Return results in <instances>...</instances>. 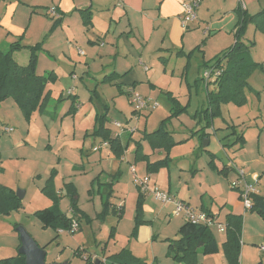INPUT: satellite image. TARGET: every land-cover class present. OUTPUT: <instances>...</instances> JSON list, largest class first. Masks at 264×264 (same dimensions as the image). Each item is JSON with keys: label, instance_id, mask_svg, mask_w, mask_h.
Instances as JSON below:
<instances>
[{"label": "rangeland", "instance_id": "1", "mask_svg": "<svg viewBox=\"0 0 264 264\" xmlns=\"http://www.w3.org/2000/svg\"><path fill=\"white\" fill-rule=\"evenodd\" d=\"M41 1L33 0L38 5L44 4ZM234 1L211 0L213 9L210 13L204 12L202 16L197 9V19L185 32L184 54L177 55L175 51H171L166 55L167 61L164 64H148L151 72H155L154 80L158 85L155 89L146 88L145 97L156 102L157 107L140 113L138 119L132 117L133 109L126 90L119 94L115 87L101 79L85 75L88 67L83 61L87 62L89 56L86 44H72L76 51L79 48L86 55L79 57V63L76 62L73 70L72 66L62 64L54 65L51 69V64L48 63H53L54 60L48 53H41L39 60L37 57L36 69L38 74L45 75V91L49 92L45 110L35 111L26 119L12 99L0 102V152L4 161L1 179L14 192L24 193L19 209L0 216V259L18 258V227L24 228L39 247H44L46 264H88L78 256V252L82 256L91 255L93 259H97L102 252L111 254L121 246H126L135 226L137 191L132 182L130 165L140 172L143 164L149 163L159 173L154 176L158 186L166 184L170 176V193L176 197L171 196L179 200L177 192H183L186 200L192 197L190 202L194 205L200 204L199 201L194 202L198 200L196 192L201 191L198 182H210L212 176L223 178L217 170H211L208 164L210 154L224 164L231 162V167L233 165L237 169H243L245 180L254 183V177L257 176L255 172L264 170V73L260 67L254 68L248 75L243 102L230 101L219 105L220 115L205 129L209 134L208 139L200 141L198 136L191 135L204 126L202 120L198 123L196 113L206 109V95L212 90V86L205 87V80L201 78L203 63L228 50L235 42L233 31L236 14L230 9ZM243 6L245 8L244 4ZM26 7L25 4L20 5L15 16L25 23L28 22L24 11ZM246 7L247 14L253 15L264 9V0H253ZM225 12L228 14L224 15ZM19 14L21 15L18 16ZM48 20L46 15L40 13L33 23L39 26L43 21L49 22ZM41 30L39 27L33 33L31 30L29 35L20 37V44L25 48L14 52L13 57L18 64H25L28 48L39 44L41 48L37 50V55L42 50L41 40L45 35L39 37ZM2 35L0 30V37ZM239 42L240 50L244 51L248 47V56L252 61L262 63L264 34L255 31L252 23L246 24ZM2 48L8 49L6 46ZM106 48L107 46L105 50ZM93 70L91 68L90 72ZM134 92L144 96L142 91ZM67 93L77 96L76 101L72 103V98ZM102 105L108 106L104 127L109 130L110 137H115V134L126 135L123 134V129L112 126L114 122L123 127L138 128L127 142L122 138V142L127 145L121 155V162L116 160L119 158L109 147L102 152L92 153V147L103 141L101 136L96 137L92 132L93 116L104 111ZM71 106H76L78 110L71 112ZM160 126L172 135L175 142L171 148H174L171 157L170 151L152 150L145 141L143 150L149 154L148 162H137L134 155L140 136L142 133H151ZM5 128H11L12 132H4ZM233 133L243 137L242 146L239 142L231 144L235 142ZM205 141L208 143L203 147ZM228 143L231 145L223 147L222 144ZM192 149L195 151H191ZM164 155L172 161L169 160L167 165L157 166L155 162L159 158L162 160ZM188 163L194 165V168L189 172H180L181 166L186 168ZM210 172L213 173L212 176ZM194 174L193 182L188 181L189 184L186 185V179L191 180ZM178 176H181L182 182ZM49 178L51 182L47 185ZM234 180L236 178L229 181L228 188L238 193L230 184ZM178 184L181 185L180 188H177ZM68 187H73L76 193L78 212L75 215L71 211ZM149 199L154 213H158L159 205L162 204ZM106 202L109 206L103 214ZM115 205L124 206L123 213L119 214V208ZM42 209H56L65 214L79 224V230L67 233L54 227H43L34 216L36 211ZM167 212L169 211L157 217L155 214H148L147 217L153 223L155 232L162 234L161 238L174 237L177 234V223L183 222L182 218L172 215L173 210ZM223 217L224 213L220 215L219 221ZM211 231L217 237H223L220 233L216 234L215 228H211ZM105 242L106 251L103 250ZM258 260L257 264L260 263V258Z\"/></svg>", "mask_w": 264, "mask_h": 264}, {"label": "crops", "instance_id": "2", "mask_svg": "<svg viewBox=\"0 0 264 264\" xmlns=\"http://www.w3.org/2000/svg\"><path fill=\"white\" fill-rule=\"evenodd\" d=\"M182 1L183 0H123L122 3H119L118 0H49L47 2L42 0L40 3L44 4L38 5L35 4L33 0H2L0 1V30L3 32V35L0 37V49L3 50L2 46L9 48V46L16 42L21 36L29 35L31 30L33 33L36 29L38 30L39 27H41L42 30L39 37L40 35L45 36L43 37L44 39L42 38L41 40L43 43L42 50L38 53L37 57L39 60V58H41V53H48L54 60L53 63H48L49 65L51 64V69L57 64H62L67 67L72 66L71 69H75L76 62L79 63V57L85 54L79 48L76 51L72 44H86L89 49V56L88 61L85 62L84 60L83 63L88 67L87 71L84 72L87 77H92L96 80L101 79L104 83L115 87L119 94H121L123 90H126L128 95L129 91L138 90L142 91L143 97H145L146 88H149V90L151 88L155 89L157 88L156 85H158V82L154 80L155 72H151V66L149 67L148 64H164L167 61L166 55L170 54L168 52L171 51H175L177 55L184 54L185 32L189 28L183 29L180 23ZM252 1L253 0L234 1L236 5L234 6L233 3L230 9L236 14L235 25L239 19V12L244 11L247 13L246 4ZM210 2L211 0H205L204 2L202 0L198 8L199 15L202 16L204 12H211L213 8H211ZM23 4L27 6L24 10L25 16L27 15L28 18V22L26 23L23 22L21 18H15L17 11L20 10L19 6ZM243 4L245 8H243ZM52 7L56 8L58 13L57 18L46 15V11ZM28 9L31 10L27 13ZM84 10L89 11L90 21L88 25L84 23L83 16L80 13ZM40 13L46 15L50 23L43 21L39 26L34 25L33 22L36 21V16ZM227 14L228 12H225L224 15ZM20 15L21 14L18 16ZM106 46L107 48L105 50ZM28 56L29 53L24 62L25 64H18L16 61L15 62L20 66H25L28 62ZM89 61L90 63L88 64ZM91 68L94 69L93 72H90ZM207 86L212 85L211 83H205V87ZM67 95H70L72 102L76 101L77 96L71 95V93H67ZM101 107L104 110L103 112H106L108 109L107 105H102ZM77 110V107L74 106L71 112ZM96 114L98 113H95L93 116L92 132ZM138 115H134L132 111V117H137ZM137 130L138 128H136V131ZM144 134L145 133H142L139 139L140 145L142 146L140 155L136 156V153L134 155L137 162H148L147 159H149V154H146L143 150L145 144V140H143ZM191 135L199 137V134L193 133ZM125 136L126 135H123L121 137L125 139ZM236 138L237 136H235V140ZM186 140L189 139L186 138ZM222 145L223 147L230 146L229 143ZM103 150L106 149H102L98 152H102ZM173 150L174 148L168 150L170 151V157ZM191 151L195 150L192 149ZM212 155L213 154H210V156ZM166 157L168 158L167 155H164V159L162 158V160H165V165H167L169 160L172 161V159H167ZM262 157L264 158V153ZM160 159L161 158H159L157 162L162 161ZM116 160L121 162L122 157ZM211 160H213L214 164V168L211 167V170H217L218 174L223 178L220 176L214 177L212 176L213 173L210 172L212 176L210 182L206 180L204 181L205 184L198 182L201 191L198 190L196 192L198 200H194V202L199 201V205L191 204L190 201H192V197L186 200V194L183 192H177V195H180V198L177 199L196 209L216 216L218 222H222L221 224L224 227L227 225L228 217L233 216L239 218V264H257V261H259L258 258H260L259 264H264V252L259 249L261 246H264V221L256 213L245 210L239 197V191L237 193L231 189L229 190V181L235 179L237 176L236 167L233 165L231 167V162L224 164L221 160L219 161L215 155L210 158L209 162ZM3 163L2 152H0V185L12 189L1 179V176L4 174ZM148 164L149 163H147V165L143 164V170L140 172L134 167L136 174L139 173V175L137 174L138 176L149 175L152 183L156 184L157 182L154 180V176L159 173L157 174V170L151 168ZM192 167L194 168V165L188 163L186 168L181 166L180 172H189ZM255 173L257 176L254 177V183H252L255 184V194L264 197V170H257ZM194 177L195 174L191 177V180L187 178L185 184L188 185V181L193 182ZM178 178L180 180L181 176H178ZM180 182L182 181L180 180ZM171 185V178L168 176L166 184L161 183V186L158 187L162 191L164 190L166 193L175 196L173 193H170V190H172ZM180 187L181 185L178 184L177 188ZM137 196L138 192L136 191L135 205ZM149 198L152 197L145 195L143 198L138 220L140 225L135 232H133L134 228L132 229L131 239L126 241V246H121L116 249V252L111 254L102 252L101 256L97 259L110 258L120 251L125 250L143 264H175L168 254L167 239H176L185 221L183 217L173 214L172 205H159L160 208L158 213L155 214L154 209L150 206ZM116 208H119V214L123 213L124 206L118 205ZM166 211L172 212V215L175 217L182 218L183 222L177 223V234L174 237L166 236L165 238H161L162 234H160L159 231L155 232L152 225L153 223L150 218L147 217L148 214H155V217L161 216L163 213L165 214ZM222 213H224V217L219 221ZM169 215L172 217L171 213ZM218 233L223 237L219 238L214 233H212V235L219 246V251L210 255H203L201 252H198L196 256L197 264H228L221 251V244L226 240V231L219 232L216 229V234L218 235ZM106 243L107 242H105L103 246L104 251L107 249ZM19 245L20 243L16 248H18ZM87 256L93 259V256ZM93 260L95 261L96 259Z\"/></svg>", "mask_w": 264, "mask_h": 264}, {"label": "trees", "instance_id": "3", "mask_svg": "<svg viewBox=\"0 0 264 264\" xmlns=\"http://www.w3.org/2000/svg\"><path fill=\"white\" fill-rule=\"evenodd\" d=\"M80 13L83 16L84 23L88 25L90 21L89 11L84 10ZM249 23H252L255 31L258 30L264 34V9L253 15H248L246 12L240 11L238 22L233 31L235 38L233 46L212 60L203 63L204 69L218 67L222 69V73L219 78L211 83L213 88L206 95L208 106L205 110L196 113L199 118L198 123L202 120L204 125L194 131V134H199L200 141L208 139V133H206L205 129L211 125L212 120L216 116L220 115L219 105L230 101L235 103L243 102V90L248 87V75L256 67H260L262 70L261 64L249 58L248 47H245L244 51L240 50L241 43L239 42V38L243 34L246 24ZM19 40L20 38L12 43L7 50L0 49V102L12 99L17 104L22 115L28 119L35 111L43 112L45 110L49 99V92L45 91V75L37 74L36 69V52L41 46L36 44L28 48V62L25 66H20L13 59L14 52L25 48L20 44ZM70 108L72 110L73 107L71 106ZM105 122H107L105 112L95 115L93 135L96 137L101 136L103 141L100 143L108 142L109 148L112 149L116 157L120 158L127 145L123 142L130 140L132 134H126L123 142L122 137H110L109 130L104 127ZM143 140L147 142L152 150L164 149L168 151L175 144L172 135L166 132L161 126L151 133L144 134ZM238 142L241 146L243 145L244 141L242 136H237L232 145ZM140 151L141 145L138 141L135 149L136 156L140 155ZM164 163L165 160H162L157 162L156 165L161 166ZM209 165L214 168L213 160L209 162ZM50 182L51 179L49 178L47 185ZM68 189L71 200V211L75 215L78 212L75 201L76 193L73 187H68ZM137 192L136 217L133 232L140 225L138 220L142 201L145 196L138 190ZM250 199L252 202L250 212L256 213L264 221V197L253 194ZM20 206V200L16 197L15 192L12 189L0 185V216L17 210ZM108 206L109 204L106 202L105 210L102 212L103 214L107 212L106 209ZM34 216L43 227H54L57 230H67L73 220L56 209L38 210L34 213ZM83 216L86 215L83 214ZM99 218H102L101 215H99ZM225 231L226 240L221 244L222 254L228 264H239L240 219L233 216L228 217ZM177 236L176 239H167L168 254L175 264H197L196 256L198 252H201L203 255H210L219 251V246L210 228L205 226L185 223L179 230ZM82 255V253L78 252L79 257H82ZM104 259L106 260V264H143L125 250L120 251L110 258ZM85 261L88 264H93L94 262L89 256L86 257ZM99 261V264H101V260ZM0 264H24V257L19 255L17 259L12 257L2 258L0 259Z\"/></svg>", "mask_w": 264, "mask_h": 264}, {"label": "built area", "instance_id": "4", "mask_svg": "<svg viewBox=\"0 0 264 264\" xmlns=\"http://www.w3.org/2000/svg\"><path fill=\"white\" fill-rule=\"evenodd\" d=\"M122 3L123 0H118ZM202 0H183L181 2V16L180 23L183 29H187L191 23L197 19L196 11L199 8ZM46 15L52 18H57L58 13L56 8H51L46 11ZM81 53V52H80ZM262 71L264 73V56L261 63ZM222 69L218 67H208L203 70L202 79L205 80L206 84L212 83L214 80L220 77ZM70 94V93H69ZM130 105L133 109L134 115L143 113L145 110H151L157 107V103L150 100L147 97H143L140 94L129 91ZM112 126L116 129H123V134H133L136 128L123 127L119 123L114 122ZM5 132H12V129L5 128ZM120 134H115V137H121ZM109 147L108 142H102L99 145L92 148V152H98L102 149H107ZM236 170V180L232 181L230 184L232 188L239 191L240 200L245 208V210L250 211L252 207L251 195L255 194V184L248 183L244 178L243 169ZM130 174L132 177V182L136 189L146 196H151L154 201L162 205H172L173 214L175 216L183 217L185 223L192 225L205 226L207 228L215 227L219 232H224L225 227L218 222L217 217L196 209L184 202L176 200L173 196L159 189L155 184L151 182L149 175L138 176L136 174L135 168L130 166ZM79 230V224L72 220L70 227L67 230H59L60 232L66 231L67 233H74ZM264 252V246L259 248ZM87 256H82L83 260H86ZM101 264H106L104 258L100 259Z\"/></svg>", "mask_w": 264, "mask_h": 264}, {"label": "water", "instance_id": "5", "mask_svg": "<svg viewBox=\"0 0 264 264\" xmlns=\"http://www.w3.org/2000/svg\"><path fill=\"white\" fill-rule=\"evenodd\" d=\"M207 143L208 141H205L202 146L204 147ZM23 194L24 193L20 191L15 192V195L19 200L22 199ZM17 233L20 241L17 253L24 257V264H46V252L44 250V247H39L29 236V234L25 231L24 228L18 227ZM99 262V259H96L93 264H99ZM52 264H68V262Z\"/></svg>", "mask_w": 264, "mask_h": 264}]
</instances>
